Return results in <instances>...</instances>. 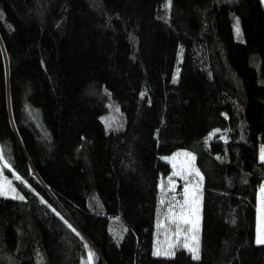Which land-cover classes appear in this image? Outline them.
Instances as JSON below:
<instances>
[{"label":"trees","instance_id":"1","mask_svg":"<svg viewBox=\"0 0 264 264\" xmlns=\"http://www.w3.org/2000/svg\"><path fill=\"white\" fill-rule=\"evenodd\" d=\"M0 147V264H264L262 1L0 0ZM178 151L198 259L154 250Z\"/></svg>","mask_w":264,"mask_h":264},{"label":"rangeland","instance_id":"2","mask_svg":"<svg viewBox=\"0 0 264 264\" xmlns=\"http://www.w3.org/2000/svg\"><path fill=\"white\" fill-rule=\"evenodd\" d=\"M261 1L264 5V0ZM260 160L264 161V147ZM165 161L171 172L166 179H159L157 186L155 255L171 257L177 247H182L194 257L189 249L198 248L202 178L195 168L193 155L188 152L178 151L166 157ZM6 170H11V167L0 147V177H5ZM0 185H4L7 192V195L0 196L13 198L12 189L20 195L12 179L8 178ZM255 210V241L258 243V238L264 233V183L258 189ZM157 250L160 255L156 254ZM91 261L92 255L88 254L84 264Z\"/></svg>","mask_w":264,"mask_h":264},{"label":"snow or ice","instance_id":"3","mask_svg":"<svg viewBox=\"0 0 264 264\" xmlns=\"http://www.w3.org/2000/svg\"><path fill=\"white\" fill-rule=\"evenodd\" d=\"M17 179H19V177H17ZM11 191H12L13 194H14V195H13V198H15V199H23V196H20L18 193H15V190H14V189H12ZM0 195H7V192H6V190H5L4 185H0ZM69 227H71V226L69 225ZM257 242H258V243H264V233H262L261 237L258 238ZM186 246H187V245H186ZM189 250H190V251H193V253H194V258H196V259L199 258L198 250H197V249H195V248H190ZM156 254H157V255H160L159 250H157Z\"/></svg>","mask_w":264,"mask_h":264},{"label":"built area","instance_id":"4","mask_svg":"<svg viewBox=\"0 0 264 264\" xmlns=\"http://www.w3.org/2000/svg\"><path fill=\"white\" fill-rule=\"evenodd\" d=\"M3 182H4V179L1 178V179H0V184L3 183Z\"/></svg>","mask_w":264,"mask_h":264}]
</instances>
